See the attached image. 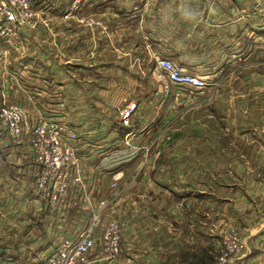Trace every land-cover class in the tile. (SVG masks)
Segmentation results:
<instances>
[{"label": "crops", "instance_id": "crops-1", "mask_svg": "<svg viewBox=\"0 0 264 264\" xmlns=\"http://www.w3.org/2000/svg\"><path fill=\"white\" fill-rule=\"evenodd\" d=\"M37 8L33 27L0 36V264H42L91 215L84 192L41 208L30 145L6 134V102L34 111L64 104L71 125L107 144L85 162L88 174L101 172L89 194L109 199L85 264H214L233 225L243 234L235 264H264V0H37ZM160 57L211 85L196 91L160 79ZM88 72L116 83L106 100L117 113L98 124L83 114L105 107L104 98L80 108L77 122L70 113L74 81L86 85ZM131 99L139 107L123 123L118 108ZM77 100L79 108L84 97ZM111 217L122 226L114 257L102 244Z\"/></svg>", "mask_w": 264, "mask_h": 264}, {"label": "built area", "instance_id": "built-area-1", "mask_svg": "<svg viewBox=\"0 0 264 264\" xmlns=\"http://www.w3.org/2000/svg\"><path fill=\"white\" fill-rule=\"evenodd\" d=\"M34 7L35 0H0V36L3 39L7 36L9 26L33 27ZM156 69L157 76L168 83L194 88L196 91L211 85L207 78L187 70L173 58H158ZM138 107L137 100H127L124 106L118 108V120L129 123ZM1 117L10 138L27 140L30 145L35 162L31 186L41 208L64 207L68 204V193L84 192L81 199L87 202L91 212L87 227L75 237H63L59 246L45 257L42 264H85L96 246L95 227L109 206L108 198L94 200L89 194V190L93 189L90 186L101 181V172L88 174L85 162L97 149L106 147V142L94 139L97 136L90 129L79 130L71 125L65 119L64 104L57 109L41 108L34 111L6 102L1 110ZM97 129L104 132L107 127L102 125ZM121 176L122 172L113 175L111 188L118 186ZM121 239L120 220L109 218L102 232L104 250L113 257L119 255L122 251ZM242 243L243 234L239 227H229L219 244L214 264H235L234 259ZM133 264L143 263L136 261Z\"/></svg>", "mask_w": 264, "mask_h": 264}, {"label": "rangeland", "instance_id": "rangeland-1", "mask_svg": "<svg viewBox=\"0 0 264 264\" xmlns=\"http://www.w3.org/2000/svg\"><path fill=\"white\" fill-rule=\"evenodd\" d=\"M37 9H38L37 8V0H35V7H34L35 17H34V20H33L35 23H36V20H37V11H38ZM86 71H88V70H85V72ZM90 73H93V72H88L87 73L88 76H87V79L85 80L86 85L83 84L84 83V78L81 79L80 81L78 79H76L74 81V89H71L72 91H71L70 95L74 99V101H71V104L75 103V105H74V110L73 111L71 110L70 113H71V117L74 119V121L77 122V118L76 117H78L77 114L81 113L80 108L86 106L85 109H90V107H92L93 104L98 106L99 105L98 103H99L100 99L104 98L105 99L104 102L105 103L108 102L105 107H99L98 108L99 110H97V111L92 110V109L85 110L84 114H83L86 117V119L90 120L91 122H96L98 124V121H95V120L96 119H100V118H97V117H101V116L105 115L106 113H108V114H110L112 116L116 115V113H117L116 104L109 103V101L106 100V96H107L106 92H107V90H109L111 88V86H115L114 84H116V83H112L111 80H110V82L105 80L104 78L98 76L97 73L93 74V76H91L92 78H90L89 77ZM95 81H98V85L96 87H93V83ZM129 83H131V82H128V84H125V85H129ZM80 84H83V85L80 86ZM89 87H91V91H89ZM120 89H123V87H121ZM100 91L102 93H100ZM122 92H123V90H120L119 94L117 92V95H115L114 101H116L117 99L121 100V98L123 97ZM79 97H84V102L83 103L79 102L78 104H82V105H80V107L78 108L77 107V101H78L77 99ZM100 103H102V102H100ZM108 104H110V105H108ZM82 113H83V110H82ZM2 129H3V127H1V125H0V132H3ZM140 144H141V141L139 142L138 149L141 146ZM154 145H156V144H154ZM25 154H28V152L26 150H25ZM7 161H8V163L6 164V175H5V177L13 179L16 176V173L14 175V173L12 172L13 163H12V160L9 159V158H8ZM11 190H12V187H10L9 195L12 193Z\"/></svg>", "mask_w": 264, "mask_h": 264}]
</instances>
